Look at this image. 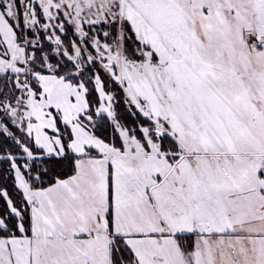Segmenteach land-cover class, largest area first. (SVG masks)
Wrapping results in <instances>:
<instances>
[{
	"label": "snow or ice",
	"instance_id": "1",
	"mask_svg": "<svg viewBox=\"0 0 264 264\" xmlns=\"http://www.w3.org/2000/svg\"><path fill=\"white\" fill-rule=\"evenodd\" d=\"M0 264H264V0H0Z\"/></svg>",
	"mask_w": 264,
	"mask_h": 264
}]
</instances>
